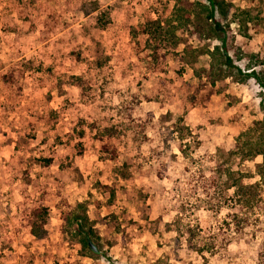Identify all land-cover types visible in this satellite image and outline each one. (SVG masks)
Wrapping results in <instances>:
<instances>
[{"label":"rangeland","instance_id":"1","mask_svg":"<svg viewBox=\"0 0 264 264\" xmlns=\"http://www.w3.org/2000/svg\"><path fill=\"white\" fill-rule=\"evenodd\" d=\"M225 1L250 18L230 27L234 67L264 77V0ZM173 12V0H0V264H264V185L241 234L218 230L238 210H210L219 196L205 187L241 124L264 118V90L233 69L208 84L201 52L218 42L200 17L177 30L161 71L149 69L130 29ZM100 137L115 161L100 160ZM261 162L227 165L251 184ZM76 204L101 240L85 257L61 230V212ZM39 207L48 214L37 238L27 217ZM209 242L212 253H197Z\"/></svg>","mask_w":264,"mask_h":264},{"label":"trees","instance_id":"2","mask_svg":"<svg viewBox=\"0 0 264 264\" xmlns=\"http://www.w3.org/2000/svg\"><path fill=\"white\" fill-rule=\"evenodd\" d=\"M174 12L170 18L164 22L161 19L153 20L150 15L145 17L144 22L136 28L130 29V38L134 40L141 38L142 42L136 45V57L141 60L140 53L142 52L144 58L148 61L149 69L153 71H161L160 64L164 62L170 55L171 51H175L178 46L177 30L182 26L190 25L194 18L200 17L209 27L211 32L217 39V44L213 46L212 50H205L201 54H205L210 58L209 67L203 70V75L211 87H215L218 82L224 81V76L227 70H236L241 79H253L264 90V77L256 74L254 71L243 73L238 68L234 67V59L241 60L240 50L230 49L233 45V31L231 25L235 22L238 24L240 30L244 29L247 22L250 20L248 13L242 12V17L237 18L236 15L231 13V7L225 0H173ZM198 33H195V35ZM199 35V34H198ZM200 37V35H199ZM200 39V38H199ZM142 47V48H141ZM231 52V53H230ZM177 55V54H175ZM264 55V54H263ZM262 55V56H263ZM202 75L197 77L201 79ZM4 80H8L9 76H4ZM75 86L82 92L84 89L83 79L79 77H72ZM83 93V92H82ZM210 94V91H208ZM192 104L196 102L195 96L191 97ZM264 111V102L260 104ZM239 134L235 138L233 148L227 153H222L221 156L224 160L217 161L213 166V175L208 179L205 187L214 189V196H219L216 203L209 206L210 210L220 211L222 207L228 209H237V212L227 214V217L221 223L218 230L223 229L231 230L235 234H241L242 231L249 225V209L257 207L262 201L258 198L259 189L264 185V118L251 125L244 126L241 124L239 127ZM189 132L188 130H186ZM83 131L78 132V136L83 137ZM181 139L184 137L183 130L181 129ZM100 160L115 161L117 158V149L112 145L103 141L100 137ZM80 147V146H79ZM181 149V153H182ZM81 154V151L79 152ZM255 157H261V164L255 167V175L259 181L251 184L244 182L246 176L241 172L233 171L227 163L231 159L239 161L251 160ZM49 160L46 164H49ZM127 167V163L123 165ZM225 179L224 182H219ZM224 183V184H223ZM223 184V186H221ZM99 190L109 193V199L114 198V191L107 185L96 184ZM203 188V191L207 188ZM232 194H228V191ZM48 214V209L39 207L31 210L27 217V224L30 229V234L34 237L40 238L43 233V225ZM63 234H69L77 239V243L81 249V255L87 256L88 252H100V238L95 233L93 227L90 225L86 209L83 204H76L73 208H68L61 212ZM191 231L187 229V234L190 236ZM227 242L225 241V244ZM213 242L204 244L197 253H203L207 250L212 253L214 250ZM259 257L264 258V241L259 247ZM257 264H262L257 263Z\"/></svg>","mask_w":264,"mask_h":264}]
</instances>
